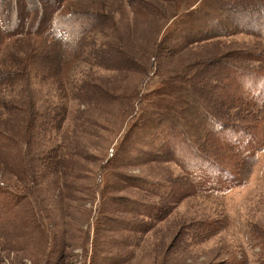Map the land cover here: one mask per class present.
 <instances>
[{"label":"rangeland","instance_id":"1","mask_svg":"<svg viewBox=\"0 0 264 264\" xmlns=\"http://www.w3.org/2000/svg\"><path fill=\"white\" fill-rule=\"evenodd\" d=\"M39 1L45 10L54 4V0ZM130 1L135 0H68L66 3L68 12L87 11L108 15L119 37L116 41L119 49L115 51L139 58L143 64L139 65V60H136L138 64L122 62L120 57H125L122 54L117 55L116 59L111 55L114 60L93 64L86 54H82L80 61L71 66L70 75L72 80L78 79L73 84L79 85L84 80L90 91L99 95L92 101L89 97L88 100L75 98L76 100L65 104L58 98L61 85L56 82V77L48 74L45 67H51L50 61L54 56L45 52L35 55L43 47L41 42H21L14 52L15 56L23 60L14 69L19 67L23 75L22 78L20 73L17 75L13 86L0 87V94H3L0 100V134L9 142L4 152L7 161L10 160V165L9 162L0 160V183L11 184L18 188L17 191L26 192L31 188L30 195H37L36 199L40 200L43 211L48 216V229H51L52 235L44 237L41 231L45 230L40 226L41 221L38 223L40 217L34 216L35 211H26L28 203L23 210L24 214L19 216L20 219L24 218V225L15 234L12 232L14 239L6 241L0 238V264H98V258L103 257L113 260L105 264H264L263 127L255 136L244 138L243 149L250 151L255 161L248 178L242 184L229 189H202L214 194L200 196L199 200L181 201L153 227L141 228L143 233L135 231L144 227L139 223L140 218L130 205L121 204L123 200L120 201L119 198L134 196L138 200H150L154 196L144 190L137 191L130 181L123 184L118 182V178H112L113 184L108 189L103 202L102 218L99 220L108 218L105 223L117 222H112V226L99 222L96 238H102L93 255L92 223L98 225L97 208L101 203L99 188L96 187L97 170L122 134L124 115L121 109L128 100L130 103L136 101L137 89L144 76L142 71L148 67L149 57L163 22L173 7L182 9L189 2L165 0L167 3H164L160 0H148V5H157L160 13H163L148 14L141 18L132 10ZM23 3L17 6L18 13L22 12ZM83 18L84 21H97L94 16H82L81 19ZM47 19L48 17L44 19L46 23ZM85 31V25L80 26L78 36H90L91 33L86 35ZM171 44L176 47V37ZM255 44L253 38L237 35L193 44L178 51L166 49L164 56L159 59L170 74L184 71L188 67L191 69L197 62L207 64L209 69L218 74L221 60L238 63L239 55L235 53L257 51ZM62 53L63 49L60 48L59 54ZM39 63L44 67H40ZM256 63L258 62H254L253 66ZM255 81L259 80L250 75L240 78L239 84L243 83L249 88V84ZM154 83L155 80L147 87H152ZM257 85H264V81L257 82ZM186 86L193 88L191 81ZM198 87L201 89L202 86ZM66 89L68 92L75 88L68 84ZM230 90L234 88L231 87ZM217 92L222 93V90L217 89ZM247 94L246 97H251L249 94L252 92ZM205 101L202 105L211 102ZM63 108L66 110L65 114ZM162 122L164 120L146 125L143 131L146 136L142 135L146 143L139 145L142 142L141 132L129 137L131 147L125 152L129 164L120 170L153 180H166L179 174L175 163L147 159L132 162L134 158H143L145 150L156 155L161 151L155 145L165 136L166 129L164 124H160ZM158 126L162 127L158 130L159 133L154 131ZM179 138L178 133L174 138H169V142L176 146V154L180 153V145L184 146ZM258 148L261 150L257 151ZM59 156H63V159L66 157L72 165L75 162L79 171L75 173L67 165L59 169ZM11 165L13 169L10 168ZM2 199L14 201L12 194L0 189V203L3 202ZM34 201L36 202L35 198ZM4 205L7 206V203ZM3 212L0 211V214ZM213 219L220 222L218 230H212L215 225ZM94 243L93 241V246Z\"/></svg>","mask_w":264,"mask_h":264},{"label":"trees","instance_id":"2","mask_svg":"<svg viewBox=\"0 0 264 264\" xmlns=\"http://www.w3.org/2000/svg\"><path fill=\"white\" fill-rule=\"evenodd\" d=\"M67 1L54 0V4L45 10L40 6L39 0H0V87L13 86L19 73L22 78L23 72L20 68L14 69L23 61L15 56L16 53L14 54L19 44L21 42L26 44L41 42L43 47L35 55L40 52L54 56V59L50 61L52 62L51 67L48 65L45 67L48 74L56 77V82H59V86L61 85L58 91L61 92L58 93L59 99L65 103L76 100L75 98L88 100L87 97H89L92 101L99 96L90 91V87L84 80L79 85L73 84L78 79L72 80L70 69L73 64L80 61L82 54H86L89 61L94 62L93 64L114 60L113 57L116 59L117 55H121L122 53L115 51L119 49L116 42L119 40L116 28L108 15L87 11L86 13L68 12ZM160 1L166 2L165 0ZM21 2H25L23 3L24 8L18 13L16 9ZM130 4L134 13L141 18L148 14L163 13H160L157 5L155 7L148 5V0L130 1ZM82 16H94L97 21H88V19L84 21V18L81 19ZM44 17H48V24ZM9 24H11L10 27ZM83 25L86 27L85 34L91 33L90 36H78L80 26ZM194 31L192 35L191 32ZM237 35L253 38L258 50L236 52L235 54L239 55L238 63L235 58L233 59L235 62L221 60L219 65L221 72L219 71L218 74L202 62L192 65L191 69L188 67L184 71L180 70L170 74L159 59L164 56L166 49L178 51L193 44L199 45ZM175 37L176 47L171 44L175 41ZM120 42L124 43L123 40ZM60 48L63 49L62 55L59 54ZM153 49L148 67L142 71L144 76L139 84L140 88L138 86L137 89L136 101L130 103L128 100L121 109L124 115L122 134L97 170L96 187L99 188L101 203L97 208L99 216L96 223L98 225L92 223L93 241L95 242L93 246L92 241L93 255L96 254V246L100 244L99 239L102 238V236L96 238L99 222H104L105 226L107 224L112 226L117 222L105 223L108 218L100 221L103 202L108 195V189L113 184L112 178H118V182L123 184L130 181L137 191L144 190L154 196V199L150 200H138L134 196L119 198L120 201L123 200L121 204L130 205L135 215L140 218L139 223L144 227L135 231L143 233L141 228L153 227L171 213L181 201L199 200L200 196L214 194V192H204L202 189L218 190L222 187L229 189L239 186L248 178L255 161L254 155L243 149V142L245 136L253 137L260 132L262 127L264 128V85L259 87L257 85V82L264 81V0H189L182 9L173 7L172 12L161 26ZM93 52L96 53L93 54ZM111 55L114 56L110 57ZM122 55L130 60L120 57L122 62L138 64L136 60H139V65H143L139 58ZM254 62H258L257 65L253 66ZM39 66L44 67L40 63ZM250 75L259 81L250 83L249 88L243 83L239 84L240 78ZM70 80L72 82L68 83ZM153 80H155L154 85L147 87ZM190 81L193 88L186 86ZM68 84L76 91L72 89L66 92ZM199 85L202 86L201 89L197 88ZM231 87L234 90H230ZM217 89L222 90V93L217 92ZM249 92H252L249 94L251 97H246ZM2 96L3 94H0V100ZM205 100H211V102L202 105L206 102ZM65 112L63 108V114ZM161 119L164 120V123L160 124H164L165 136L155 145L161 151L159 153L157 151L156 155V153L145 150L143 158H134L132 162L147 159L154 162L175 163V166L179 168V174L166 180H153L150 177L133 176L120 170L129 164L125 154L131 147L129 137L141 132L142 142L139 145L146 143L147 141L142 136H146L143 132L146 125L154 121L161 122ZM160 129L162 127L158 126L154 131L159 133ZM177 133L180 143L183 142L184 145L183 147L180 145L179 154H176V146L169 142V138H174ZM8 145L9 142L0 134V160L4 162L7 161L4 151ZM256 150L260 151L261 148ZM163 153L166 154L162 155ZM59 158L57 161L59 169L67 165L75 173L79 171L75 162L72 165L66 157L63 159V156H59ZM7 162L10 165V160ZM10 168L13 169V166L11 165ZM0 189L14 197L12 202L2 199L3 202L0 203V211H4L0 214V238L2 240L12 241L14 239L12 232L15 234V231H19L24 225V218L20 219L19 216L24 214L23 210L28 203L30 206L26 207V211L28 210L29 213L35 211L34 216L40 217L38 223L41 221L40 226L42 225L45 231L37 228L45 238L52 235L51 229H48V216L43 211L40 200L36 199L37 195L35 193L30 195L31 188L26 192L17 191V187L2 182ZM18 194L19 196H16ZM5 203L7 206L4 205ZM214 224L212 230H218L219 220L215 219ZM97 261L98 264H105L113 260L103 257L98 258Z\"/></svg>","mask_w":264,"mask_h":264}]
</instances>
